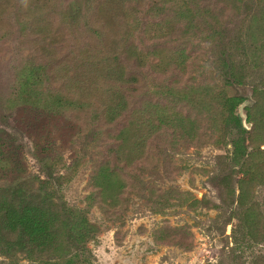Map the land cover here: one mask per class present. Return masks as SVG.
<instances>
[{"label": "rangeland", "instance_id": "374dc122", "mask_svg": "<svg viewBox=\"0 0 264 264\" xmlns=\"http://www.w3.org/2000/svg\"><path fill=\"white\" fill-rule=\"evenodd\" d=\"M152 1L155 0H145L142 11ZM165 1L172 9L161 10L158 5L147 19L160 10L159 14L175 18L176 25L188 32L167 35L168 48L155 50L159 54L153 56L149 52V62L153 64L164 60L161 52L167 51L164 56L171 54L170 63L159 68L162 71L157 79L169 80L179 73L177 68L184 55L178 49L185 48L187 75L196 84L215 86V94L211 101L206 93L199 96V102L191 104L193 111L181 114L188 120L177 117L174 109L169 110L174 118L165 119L173 126L166 125V130L161 131V140L166 143L153 135L156 129L152 127L159 123L157 110L151 107L142 112L145 124L139 128L147 129L145 149L137 131L141 142L134 148L128 145L121 149L123 159L132 156L121 163L133 170L150 153L159 152L158 143L161 153L159 158L148 159L143 182L126 178V183H118L115 191L122 192L118 197L124 210L111 213L92 198L94 165L103 147L97 146L85 126L96 123L71 126L66 120L67 108L63 107L66 104L57 100L54 90L88 72L83 63L89 58L87 54H99L102 60L110 56V65H117L121 63L117 55L129 51L132 45L142 56L148 53V44L140 38V32L148 26L128 17H120L119 23L118 16L114 22L119 28L105 26L107 12H100V0H0V201L2 197L18 200L21 196L29 205L33 206L34 201L50 207V212L53 210L59 218L58 237L61 236L57 245L31 254L32 245L19 244L17 236L10 239L0 228V264H79L81 251L65 230L69 215L58 205L52 207V201L57 200L52 195L61 197L69 209L85 213L98 226V235L87 242L82 252L92 264H264V155L257 152L242 158L248 160L245 169L232 167L235 148L218 97V91L224 88L223 62L214 56L216 44L209 31L214 29L217 35L219 26L198 10L194 0ZM40 12L49 15V26H39L40 32L33 39V17ZM242 18L249 20V16L241 14L220 25L226 41L237 34L235 29ZM129 21L131 34L126 41ZM249 23L239 34L241 42L231 44L230 52L242 62L246 76V87L241 88L246 100L238 106L237 113L244 127L255 135L264 132V114H260V104L253 97L255 87L264 91V19L256 22L254 35L249 32ZM87 43L91 47L84 50ZM42 75L51 82L37 88L36 81ZM259 98L264 102V92ZM95 102L93 97L87 101L90 113L96 111ZM116 103L120 106L123 102ZM56 104L61 112L48 116ZM248 107H254L252 117ZM118 117L117 122L122 119ZM148 119L154 120L153 124ZM188 137L193 140L186 142ZM252 139L253 149L264 150V141ZM256 142H262L260 147L255 148ZM120 144L121 141L114 142L116 148ZM237 213L243 224L239 233L242 247L237 246V231L234 232L240 222L235 217Z\"/></svg>", "mask_w": 264, "mask_h": 264}, {"label": "trees", "instance_id": "16d2710c", "mask_svg": "<svg viewBox=\"0 0 264 264\" xmlns=\"http://www.w3.org/2000/svg\"><path fill=\"white\" fill-rule=\"evenodd\" d=\"M145 0H100L99 9L100 12H107L105 17V26L111 28H119L117 26L120 23V17L132 18L135 23H143L148 26L145 30L140 32V38L145 42V47L148 48V53L146 51L145 55H141L136 46L128 47L129 51L117 55V60H121V63L117 65H110L111 57H104L101 59V55L93 56L87 54L88 60L83 62L86 66L87 73H81L78 78L74 81L68 83L66 81L61 85V87H55L54 94L58 96L59 102L63 105L65 113L67 114L68 123L71 126L82 125L84 123H96L95 125H86L85 128L88 133L98 142V147H103V151L99 153V160L96 161L94 165V173L92 175L93 184V195L94 201L101 206H104L109 212H122L124 209L121 206L124 204L123 201L118 197L122 192L118 189L115 191L118 183H126V178H131L135 181L143 182L142 174L144 171L148 170V159L159 158L161 153L160 149L162 146L158 143L159 152L150 153L142 165L136 166L132 170L128 169L126 163H121L122 160L132 159L131 154L123 159V154L121 149L125 146L135 147V143H140L141 141L136 136L137 131L141 134L142 143L144 148V143L147 144L148 137L147 129L142 130L139 125H144L142 117V112L148 108H153L157 110L156 121L158 125L152 127L155 130L157 141H162L164 133L161 134L162 129L166 130L167 126H173L171 122H167L165 116L168 119H172L171 115L168 114L169 110L174 109L178 113L177 117L185 112L193 111L191 104L198 103L200 97H203V93H206V97L211 101L215 92V86L211 84H196L191 75H187V58H185L186 50L185 48L178 49L181 55H184L181 61V66L177 68L180 70L175 77L169 80L157 79L160 75L163 66H167L170 63L171 54H166L167 51L161 52L164 59L163 61L153 64L149 62V57L153 54H159L155 50H163V48H168L166 45V40H168L167 35L176 33H186V29L179 28L176 25L177 20L175 18H165L163 13L159 14L161 11L158 10L157 13L152 18L147 19V14H154L153 9L156 10L157 6L161 10L172 9L171 5L165 0H155L152 1L150 6L142 11V6ZM190 2L193 0H189ZM196 2V7L199 11H203L208 15L210 21L215 26L212 28L216 29V34H214V29L209 30L213 43L214 56L216 60L219 58L223 62L222 76L224 82V88L218 91V97L222 100V106L220 107L223 112V120L225 125L229 128L232 133V144L234 145V153L232 157V167L245 169L248 164V160H242V158L247 157V159L254 153H260L264 155V150L257 148L260 147L261 143H257V149H253L251 143L252 138H258L260 141H264V132L254 135L253 130H248L244 127L240 115L237 113L238 106L246 100L245 92L241 88L246 87V76L242 69L243 64L236 57L233 58L230 47L231 44L238 45L241 42L240 32L244 30L245 25L249 22V32L251 35L257 33L256 22H260L262 18L264 19V0H194ZM189 6V5H188ZM190 10V7H188ZM137 11L140 15H136ZM191 12V11H190ZM159 14V15H157ZM247 17L249 20L245 21L243 18L237 23V34L230 36L226 41L227 35L222 26L223 22L228 20H234L238 15ZM42 15V16H40ZM45 15V17H43ZM118 16V22H114ZM157 16V17H156ZM49 15L46 13H38L34 16V27H33V39L37 37L40 27L45 29L49 26V21L47 18ZM116 24V25H115ZM127 35L124 40L128 41L131 34L132 23H128ZM183 29L184 31H180ZM237 37L235 38V36ZM115 44L117 42H114ZM134 44V43H133ZM111 45V44H110ZM131 45V43H130ZM91 47V43H87L84 50ZM140 50V49H139ZM150 52V56H149ZM216 52V53H215ZM218 52V53H217ZM175 54V52L173 53ZM152 55V56H153ZM40 65V64H39ZM87 65L90 66L87 69ZM64 68L69 70L67 65H63ZM64 68L60 70H65ZM39 73V67L36 66ZM43 70L42 73H45ZM53 76V75H52ZM41 77V76H40ZM76 77V75H75ZM48 80V81H47ZM44 79L42 77L36 81L37 88L42 86L44 83L47 84L51 82L50 79ZM207 91L209 95H207ZM234 91V93H231ZM230 92V93H229ZM255 95L257 103L260 104L259 112L264 114V102L259 98L260 91L258 87H255ZM258 94V95H257ZM253 95V93H252ZM95 98L96 102L94 107L96 111H91L87 109V101L91 98ZM62 99V100H61ZM168 100L164 103V100ZM199 99V100H198ZM122 100L125 104L119 103L117 105L116 101ZM190 104V105H189ZM194 107V106H193ZM60 106L56 104L53 106V111L48 113V116H56L60 113ZM196 114L197 111L194 108ZM250 117L253 116L254 107L247 108ZM71 115V117L69 116ZM191 114V113H189ZM118 116H122L120 121H116ZM183 116V120H188L186 116ZM261 119V118H260ZM259 119V120H260ZM153 124L154 120L148 119ZM192 128H194L195 123L193 121L189 122ZM198 127L196 131L199 130ZM136 132V133H135ZM161 134V135H160ZM167 137L172 140V138L167 134ZM193 140L192 137H188L186 142ZM115 141H121L120 146L114 145ZM134 142V143H133ZM166 143L167 141H162ZM110 146V147H109ZM114 148L113 152L111 149ZM145 149V148H144ZM256 151V152H255ZM114 156V157H113ZM55 188V193L59 194L56 189V183H53ZM56 197L57 200L52 201V207L60 206L65 212L68 213V223H65V230L71 242L78 245L80 249V257L78 258L79 264H92L91 260L82 255L83 250L87 249L86 244L89 240L95 239L99 233V228L97 225L92 224L85 213L78 211H73L67 207L65 202L61 197L57 195H52ZM56 204L55 206H53ZM126 205V204H125ZM218 206V205H217ZM50 208V207H49ZM40 205L38 202L33 201V206L27 204L21 199H9L3 198L0 201V228L10 239L17 236V242L25 247L32 245L30 250L31 254L33 252H42L59 243L60 237L58 233L59 228V218H57L53 210H49ZM104 209V210H105ZM105 210V211H106ZM107 212V211H106ZM77 213V214H75ZM74 214L73 216H71ZM237 213L236 218L240 220L237 223L234 232L236 243L238 247H242V242H240L239 233L242 232V218L239 217Z\"/></svg>", "mask_w": 264, "mask_h": 264}]
</instances>
